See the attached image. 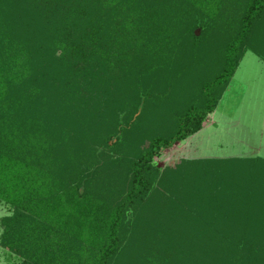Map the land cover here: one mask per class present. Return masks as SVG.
Instances as JSON below:
<instances>
[{
  "label": "trees",
  "instance_id": "obj_1",
  "mask_svg": "<svg viewBox=\"0 0 264 264\" xmlns=\"http://www.w3.org/2000/svg\"><path fill=\"white\" fill-rule=\"evenodd\" d=\"M208 10L227 27L207 25ZM263 15L264 0H0V202L12 210L0 221L3 246L21 264H114L122 224L151 187L153 158L196 134L215 111ZM213 27L212 45L222 49L218 74L177 105L174 126L149 139L117 208L87 201L82 183L95 181L83 160L108 141V131L117 134L122 115L136 116L137 99L166 98ZM259 44L264 57V37ZM108 108L107 132L94 135L106 121L97 115ZM40 133L46 139L36 140ZM82 147L86 154L73 156ZM205 162L195 170L185 161L174 181L212 170L216 177L185 188L187 200L167 202L173 217L181 214L179 231L164 232L185 254L177 264H264V160ZM105 183L97 186L103 195Z\"/></svg>",
  "mask_w": 264,
  "mask_h": 264
},
{
  "label": "rangeland",
  "instance_id": "obj_2",
  "mask_svg": "<svg viewBox=\"0 0 264 264\" xmlns=\"http://www.w3.org/2000/svg\"><path fill=\"white\" fill-rule=\"evenodd\" d=\"M228 7L229 3L226 8L228 9ZM206 15L208 17H205ZM215 15V12L210 13L209 10L206 12L204 20L207 25L210 21H216V27L219 30L223 24L227 27L225 24L227 21L222 18L218 21ZM260 21L253 31L251 40L241 49L236 72L225 88L215 111L203 122L201 131L190 140L176 143L170 149H163L159 155L153 158L149 173L151 187L146 197L128 213L122 224L121 250L116 256L114 264H177L180 258L185 257V254L176 246L178 242L168 240L165 235L166 232L169 234L171 229L179 231L180 222L175 220L180 219L181 216L178 212V215L173 217L167 202L178 203L182 198L187 200L183 196L191 186L206 185L216 177L215 171L212 170V174H203L202 178L200 175H193L178 181L179 183L175 182L179 178L177 167L185 161H194L195 170H198L208 160L259 158L264 160V57L259 50L261 48H259V41L264 37V15ZM206 29L204 28L202 33ZM199 31L201 32V28L197 29V34ZM216 35L217 30L214 29L208 39L204 41L200 50L201 55H196L197 52L193 54L194 61L185 64L182 62L188 68L187 73L180 77V82L169 90L165 99L151 98L150 96L156 95L155 93L144 95L140 99L141 101L137 99L138 103L141 102L139 111L137 110L136 116H130V114L121 116V119L118 120L117 134L112 131L107 132V129L104 130L113 117L112 115L110 119L108 118L113 109H103L97 115H103L106 121L99 129L95 128L91 132L94 135L107 132L109 139L105 144L97 146L94 157L89 155L82 162L81 169L84 173L88 172L91 175L87 178L91 177L95 181L92 184L82 183L80 191L82 195L87 196L86 200L93 197L91 202L97 207L112 201L113 204L109 206L113 209L118 207L115 202L120 201L119 198L126 194L130 187L131 165L138 155L148 147L149 139L152 136H157V133H165L168 128L174 126L177 105L183 106L193 100L195 93H192V90L201 81L210 80L220 71L222 49L221 46L214 48L212 45V39ZM262 48L264 49V47ZM188 55L187 52L184 53L182 60ZM217 57L216 65L213 58ZM131 123L133 126L130 128L131 130L124 131V127L126 128ZM36 129L37 127L33 132L31 131L34 135L26 138L28 142L36 135ZM43 135L44 133H40L35 139L38 140L41 137L46 139ZM56 145L59 146V143ZM82 148V150L79 148L72 150L73 156L83 157L87 148ZM195 170L193 171L195 172ZM100 175L103 180L96 183ZM103 182H106L104 187L107 188L104 195L97 187ZM185 188L188 189L185 190ZM112 192L113 200L110 196ZM182 205L175 208L178 209ZM110 207L107 209L113 210ZM183 207H185V203ZM183 209L187 210V207ZM11 212L9 206L0 202V221L10 216ZM192 215L196 214L193 212ZM90 216L96 215L90 214ZM81 220L85 219L81 218ZM84 225V227H88V221L84 222ZM84 227L82 228L83 233L85 232ZM3 230L0 224V264H21L22 258L3 246L1 241ZM169 249L172 251L169 252Z\"/></svg>",
  "mask_w": 264,
  "mask_h": 264
},
{
  "label": "crops",
  "instance_id": "obj_3",
  "mask_svg": "<svg viewBox=\"0 0 264 264\" xmlns=\"http://www.w3.org/2000/svg\"><path fill=\"white\" fill-rule=\"evenodd\" d=\"M210 116H211V115H210ZM201 128H202V126H201ZM200 131H201V129H200L198 132H200ZM198 132H197V133H198ZM194 135H196V134H194ZM194 135H193V136H194ZM193 136L189 137V138L186 139V140H190V138H192ZM186 140H185V141H186ZM183 142H184V141H183Z\"/></svg>",
  "mask_w": 264,
  "mask_h": 264
}]
</instances>
